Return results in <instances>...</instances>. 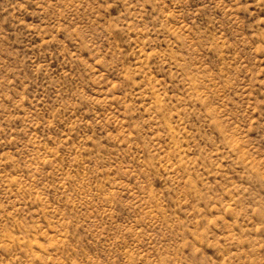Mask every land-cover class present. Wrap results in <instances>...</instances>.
Segmentation results:
<instances>
[{
	"label": "rangeland",
	"instance_id": "374dc122",
	"mask_svg": "<svg viewBox=\"0 0 264 264\" xmlns=\"http://www.w3.org/2000/svg\"><path fill=\"white\" fill-rule=\"evenodd\" d=\"M0 264H264V0H0Z\"/></svg>",
	"mask_w": 264,
	"mask_h": 264
}]
</instances>
